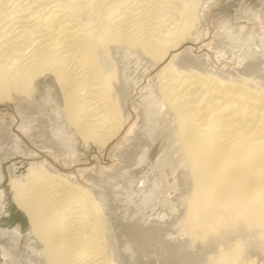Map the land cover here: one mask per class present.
Instances as JSON below:
<instances>
[{
    "label": "bare ground",
    "instance_id": "bare-ground-1",
    "mask_svg": "<svg viewBox=\"0 0 264 264\" xmlns=\"http://www.w3.org/2000/svg\"><path fill=\"white\" fill-rule=\"evenodd\" d=\"M213 3L0 0L4 264H264V34L230 26L201 51ZM28 140L64 166L91 143L126 160L65 172Z\"/></svg>",
    "mask_w": 264,
    "mask_h": 264
},
{
    "label": "rangeland",
    "instance_id": "rangeland-1",
    "mask_svg": "<svg viewBox=\"0 0 264 264\" xmlns=\"http://www.w3.org/2000/svg\"><path fill=\"white\" fill-rule=\"evenodd\" d=\"M214 3L211 4L212 6L210 5V7L208 9L207 16L209 15L208 16L209 19H208V22H207V28H206L205 36L203 35L199 39V41L197 42V45L201 46L200 48H202L201 51L205 52V50L207 48V46L204 43L209 42V40H212L215 37L216 38L220 37L221 33L224 30H226V28L229 29L230 26H236L237 29H240V31L239 30H236V31L240 32V33L243 31V32L246 33V36L249 35L251 33V31L252 32L254 31V33L256 35H258V36H260V33H261V35H262V33L264 34V23H263L262 19L260 18V17L264 16L263 15L264 14V10H263L264 9V0H216V1L214 0ZM221 22H223V24ZM225 23L227 25L228 24L229 25L227 26ZM228 65H230V64H228ZM231 65H233V64H231ZM15 105H16L15 101H3V102L0 101V124H1L0 127L9 125L8 122H10V120L14 119L15 114H16V106ZM133 112H134V113H132V118L133 119L132 118L130 119L131 121H129V125L132 124L135 121V118L137 117L136 112L135 111H133ZM2 123H6V124H2ZM16 127H17V122H16V124H14L13 133H15L16 136H18L20 139H22L23 138V134ZM28 142H27V145L30 146L29 147L30 149L39 152V154H38L39 159L48 158L46 160L51 161L58 169L63 170L65 172L66 171L67 172H73V171H77V169L80 170L81 168L82 169H85V168H88V167L91 168V167H94L96 165L97 166H105L106 168H112L113 169L115 167V165H117L116 163H119L120 161H122L120 163L125 164V160H126L124 155H123V153H122V148H121L122 146L121 145L119 146L120 142H112L111 148L106 149L105 151L99 150L100 146L97 143H91L92 144V148L88 149V152L85 155H84V153L82 151L81 153H83V155L81 156V159L79 158L80 160H77L75 163L73 162L70 165H65L64 166L65 163L63 164V162L61 163V161H60V164H59V162H57L59 160H56V157H54V155L51 152H49L46 149L43 150L39 146H37L34 143H32V141H30V140H28ZM112 147H115V148H112ZM119 147H120V150H118V151L115 150V149H117ZM135 150H137V148H135ZM158 151L155 152L156 155L154 154L153 159L158 157L157 153H161L162 149L160 150L161 152L160 151L158 152ZM115 152H116V154L114 155ZM110 153H112V154L110 155ZM134 154H136V152ZM97 156H98V158H97ZM119 156H120L121 159L119 158ZM18 157H20V156H18ZM152 161L153 160L148 161L149 165H148V163H146V164L144 163V167L145 166H146V168L150 167V164L152 163ZM78 162H80V163H78ZM98 162H99V165H98ZM7 163L10 164V162H6V165H8ZM73 166H74V168H73ZM140 168H141V170L138 168V173L143 174L145 169H143L142 167H140ZM115 169L118 170V168H115ZM154 170H156L155 173H154ZM158 170L159 169H157V168H155V169L153 168L152 169V174H159L158 172L160 170L159 171ZM132 171H134V170H132ZM124 179H126V178L124 177ZM122 181L123 180H120L119 182H115V183L114 182H110V184H113V187H111L109 189L110 191L111 190L113 191V192L111 191L112 194L117 192V190H119L118 192H120V190L122 188L120 186L121 185L120 182H122ZM117 183H118V185L120 187L117 185ZM114 184L117 185V186H114ZM157 189L159 190L158 192H155L156 194L158 193L157 196L158 195L163 196L164 193L162 192V190L159 189V188H157ZM121 192H122V190H121ZM119 194L120 193H118L116 197H118V198L121 197V196L123 197L122 193H121L120 196H119ZM115 195H116V193L113 196H115ZM156 198H154L153 200H156ZM152 203H153V201L148 205V207L146 209H144V210L142 209L144 211V215H142L143 211L137 210L135 207H133V210L131 212V214H133V217L131 219V220H133L132 222H137V223L139 222V223L144 224V225L145 224L149 225L150 219L144 223V219L142 218V216L148 217V214H150L151 218H153V217L157 218L158 216H157L156 213L158 212V210H159L158 207H160V206H158V205L155 206L154 205L155 201H154L153 204ZM153 205L155 206L156 209L155 208L153 209V207H151ZM149 206H150L151 209L149 208ZM135 209H136V211H135ZM152 209H153V211L151 212ZM155 211H157V212H155ZM136 213H138V215ZM140 213H141V215H140ZM153 215H155V216H153ZM178 217L179 216L175 217L176 221H177ZM131 230H132V233L134 234L135 241L137 242L139 240V237H140L139 235H142V234L139 232V230H138L136 225H132ZM136 253H137V255L134 256V259H132V260L129 259L128 262L133 263V264H138L140 255H139L138 252H136ZM160 256H161V260H162L163 264H192V263L189 262L188 258L183 257L181 254L177 253L176 250L171 252V251H167V249L163 248L162 251H161ZM0 264H4L2 262V256L1 255H0Z\"/></svg>",
    "mask_w": 264,
    "mask_h": 264
}]
</instances>
